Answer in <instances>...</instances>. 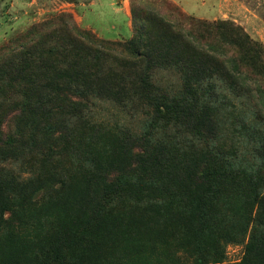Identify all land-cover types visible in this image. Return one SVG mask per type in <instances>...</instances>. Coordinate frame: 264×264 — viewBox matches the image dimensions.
<instances>
[{
	"label": "rangeland",
	"instance_id": "obj_1",
	"mask_svg": "<svg viewBox=\"0 0 264 264\" xmlns=\"http://www.w3.org/2000/svg\"><path fill=\"white\" fill-rule=\"evenodd\" d=\"M201 22L228 25L202 32ZM66 35L105 52L107 69L86 79L99 94L91 97L84 120L68 124L67 142L36 130L27 134L34 146L12 152L0 145V264H153L157 256L174 254L175 242L212 241L222 232L232 239L223 242L224 263L241 264L251 236L264 229L255 227L260 211L254 196L256 188L264 195V0H0V74L16 72L20 64L23 86L30 80L67 85L83 66H76L72 49L53 63L60 77L43 74L40 65ZM161 38L164 53L168 45L181 54L189 46L220 65L191 95L185 77L209 68L184 75L166 60L150 68L151 81L171 102L199 97L197 112L204 113L192 115L205 118L215 144L236 153L218 166L207 163L213 177L199 210L191 194L205 165L197 122L188 115L153 121L156 111L141 106L132 74L135 62L150 48L156 51ZM120 84L127 91L116 96ZM8 92L0 91L1 130L29 132L31 123L19 118L23 109L3 99L24 96ZM126 132L139 140L153 133L150 151L160 150V163L137 173L136 156L144 147L128 144ZM114 175L121 178L120 194L104 208L85 210L93 191ZM197 219L202 233L194 228ZM164 233L174 238L167 242ZM51 244L65 257L44 260ZM175 255L181 264H193L196 253Z\"/></svg>",
	"mask_w": 264,
	"mask_h": 264
},
{
	"label": "trees",
	"instance_id": "obj_2",
	"mask_svg": "<svg viewBox=\"0 0 264 264\" xmlns=\"http://www.w3.org/2000/svg\"><path fill=\"white\" fill-rule=\"evenodd\" d=\"M228 25L226 22H214L207 23L201 22L197 26L198 29H201L202 32H210L218 29L220 26ZM66 39H61L55 49L50 53V57H45L47 60L46 64L41 65V72L43 74H50L49 71H53V74L61 76V71L53 63L57 65L62 59L63 54H67L70 49L75 53L76 66H79V62L83 63V66L80 70L75 71L73 77L69 79L67 85L61 83H49V84H40L30 80L31 83L28 86H23L24 75L26 71L20 69V64L15 66L16 72L6 73L3 72L0 74V82L4 86L0 88L3 96L11 95L8 91L17 92L23 95L24 97H3L12 104V107H21L23 109V114H20L19 118L27 120V123H31L32 130L23 134H10L0 128V145H3L5 148H9L12 152H15L18 149H21L25 145L34 146L36 144L35 139L31 137L28 138L29 133L36 130H46L55 142H67L69 139L68 124L74 121L84 120L83 114L88 110V105L91 97L95 96L94 93L95 87L92 84H88L86 79L89 77H95L96 73L100 74L107 69V56L105 52L101 50L87 46L77 37H70L66 35ZM165 40L161 38L160 46L155 51L149 49V52L143 54L134 64L132 68V74H136L138 88L136 91L139 92L141 97L138 99L141 100V106L146 105L156 111L155 120L168 119L172 118H181L188 115V117L193 118L197 122V129L199 130V135L205 140V149L203 150L204 155V167L201 170L202 172L196 174L199 175L195 179L193 185L194 189L191 192L195 201L194 206L199 210L201 206L202 197L210 192L209 188V179L212 176V170L208 164L212 166H218L220 160L227 159L235 156L236 153L227 150L223 146L215 144L217 137L215 133L209 131L211 128L210 125H207L205 118H199L198 116L194 117L193 114H203L202 112H197V104L199 102V97H179L170 101V97L167 93L163 92L156 84H154L150 79V68L155 65V63H161V61L166 60L171 63H174V66L179 67L177 70L181 71L184 75L188 72L202 67L203 70L209 68L205 74L197 75L195 78L188 75L185 77V92L189 95L192 94L194 85L198 86V83L201 80H204L208 75L209 71L212 70L218 73L219 64L211 59L200 56L197 54L191 47L187 46L186 53L181 54L183 50L177 51L176 47L168 45L165 53L161 51V48L164 47ZM52 60V62H49ZM36 61H32L35 63ZM22 63V61L20 62ZM182 68V70H180ZM139 71L137 74L136 72ZM114 77L120 76V74H113ZM9 80V83L8 81ZM127 90L124 87H121V84L118 85V91L115 94L116 96H121V93H125ZM103 92H109L108 89H105ZM33 96V97H30ZM206 108V107H205ZM66 115L68 117L67 121H62L58 117ZM59 115L58 117H56ZM179 115V116H177ZM207 115V114H206ZM183 116V117H182ZM25 124L28 125V124ZM56 133H59L56 136ZM127 138V143H131L132 146L139 144L143 146L144 149L142 153L136 156V162L139 166L137 173L143 172L147 165L156 160L157 164L160 163V156H158V150L156 155H152L150 151V142L153 137V133H149L148 137H143L139 140L131 136L129 132L125 133ZM28 140L30 142H28ZM54 142V143H55ZM208 163V164H207ZM116 171L121 175V164L116 166ZM264 175V169L262 170ZM230 173V172H227ZM261 175V173H260ZM228 177L233 182H238L234 174H228ZM114 179H103L104 188L99 189L98 191H93V197L89 200H86L83 207L93 210L92 208L100 209L110 205L114 199L112 196H116L117 192H121V178L120 176L114 175ZM226 178V177H225ZM246 183H251V177H246L244 179ZM255 201L259 206V216L255 221V227L261 229L264 227V195L259 193L258 188L254 190ZM193 206V205H192ZM198 216V214H195ZM194 228L197 232L202 233V224L201 220L197 219L194 222ZM245 231V230H244ZM154 236V233H151ZM164 239H167V242L172 240V237L169 233H164ZM228 236L230 234L226 232L225 234L219 235L214 238L212 241L197 242L192 243L190 241H179L175 242L174 254L168 253V255L162 257L157 256L156 263L153 264H181V259L176 258L175 252L183 251L185 253L194 252L193 264H225V245L223 244L224 240L232 242ZM237 236H241V231L237 233ZM157 240V239H154ZM43 259L47 261L51 254L55 255V258L62 259L65 257L63 252H60L59 249L54 248L51 244L45 250H43ZM44 262L43 260H41ZM241 264H264V229L260 235L251 236L250 243L247 245V255L244 261Z\"/></svg>",
	"mask_w": 264,
	"mask_h": 264
}]
</instances>
